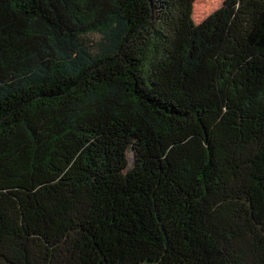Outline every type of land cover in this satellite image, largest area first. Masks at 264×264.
Wrapping results in <instances>:
<instances>
[{
    "label": "trees",
    "instance_id": "1",
    "mask_svg": "<svg viewBox=\"0 0 264 264\" xmlns=\"http://www.w3.org/2000/svg\"><path fill=\"white\" fill-rule=\"evenodd\" d=\"M194 1L0 0V264H235L231 202L264 235V0Z\"/></svg>",
    "mask_w": 264,
    "mask_h": 264
},
{
    "label": "rangeland",
    "instance_id": "2",
    "mask_svg": "<svg viewBox=\"0 0 264 264\" xmlns=\"http://www.w3.org/2000/svg\"><path fill=\"white\" fill-rule=\"evenodd\" d=\"M222 2L223 0H196L194 11L192 9L194 23L200 22L219 8ZM207 221L209 228L207 226L208 230L200 232L201 237L211 240L219 235L226 241L225 250L235 259V264H264V235L251 221L247 203L231 202L220 207Z\"/></svg>",
    "mask_w": 264,
    "mask_h": 264
},
{
    "label": "water",
    "instance_id": "3",
    "mask_svg": "<svg viewBox=\"0 0 264 264\" xmlns=\"http://www.w3.org/2000/svg\"><path fill=\"white\" fill-rule=\"evenodd\" d=\"M128 161H129V163H131L132 162V158H129Z\"/></svg>",
    "mask_w": 264,
    "mask_h": 264
},
{
    "label": "bare ground",
    "instance_id": "4",
    "mask_svg": "<svg viewBox=\"0 0 264 264\" xmlns=\"http://www.w3.org/2000/svg\"><path fill=\"white\" fill-rule=\"evenodd\" d=\"M195 2H196V0H195ZM195 2H194V5H193V11H194Z\"/></svg>",
    "mask_w": 264,
    "mask_h": 264
}]
</instances>
